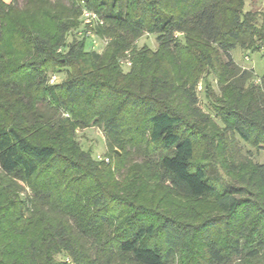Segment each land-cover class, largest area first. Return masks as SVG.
Segmentation results:
<instances>
[{"label":"trees","instance_id":"trees-1","mask_svg":"<svg viewBox=\"0 0 264 264\" xmlns=\"http://www.w3.org/2000/svg\"><path fill=\"white\" fill-rule=\"evenodd\" d=\"M17 1L0 0V264L264 261V161L239 146L264 148V76L231 54L261 50L264 10H244L245 0ZM84 8L103 21L93 28L109 39L101 53L78 34ZM10 29L23 58L14 65L2 51ZM145 33L155 49L136 44ZM91 126L116 170L134 162L122 181L76 139ZM142 180L165 192L144 194Z\"/></svg>","mask_w":264,"mask_h":264},{"label":"rangeland","instance_id":"rangeland-1","mask_svg":"<svg viewBox=\"0 0 264 264\" xmlns=\"http://www.w3.org/2000/svg\"><path fill=\"white\" fill-rule=\"evenodd\" d=\"M9 2L10 0H6ZM17 4L19 6L22 5V1L18 0ZM31 7V6H30ZM36 6L31 7V10H34ZM28 7L23 8L21 11L14 13L13 16H10L9 23L10 25L13 24L15 18L17 17H25L26 11ZM244 10H264V0H245ZM12 28V27H10ZM71 39V38H70ZM91 41V40H90ZM108 42V41H107ZM104 43L102 40L97 39L96 45L91 42L92 48L95 51L101 53L104 49ZM136 44L138 46H141L143 44H147L152 49H155L157 46L155 35H151L148 33L143 34L137 41ZM18 42L15 40L14 34L12 30L10 29L9 32L6 35L5 44L3 45V50L6 54L10 55L6 56V59L8 60V63L10 64H18L23 61V58H20V50L18 48ZM232 57L234 61L240 65V66H251L250 68H253L254 74L256 77L260 78L264 76V53L262 50H245L240 47H235L231 50ZM247 56V59L245 58ZM13 64V65H14ZM128 69V68H126ZM56 81H61L65 76V71L55 73ZM214 85V83H213ZM200 85H198V88ZM200 96V106L207 112L211 113V104L209 99L205 98L203 93H199ZM40 107L43 109V106L40 105ZM217 122L218 120L215 119ZM76 139L79 141V143L87 150H90L92 152V155L96 158V160L99 159V161L104 160L106 164L110 165L111 170L114 172L115 177L118 182L122 181L125 174H127L130 169H132L131 166H133V163L128 166L126 165L124 168H119L116 170L115 163L116 159L113 158V160H108V153L109 147L107 146V140L104 133L97 127L91 126L86 128H79L76 132ZM239 146L241 147L242 153L248 155L251 158V161L261 163L264 161V148H252L243 142L239 141ZM210 147H208L209 149ZM200 146L197 145V159H199L203 153L200 151ZM205 154V153H204ZM216 161L222 159L216 152L213 157ZM216 161H210L212 164V171H216L218 176L224 180L228 178L226 174L224 173L223 166H220L219 164L216 165ZM134 170V169H132ZM131 170V171H132ZM142 182L141 186L138 184V187L143 190L144 194H147V192L153 188L156 190L158 195L161 193L163 194L165 190L163 188H160L158 186H155L152 182H144V180L140 181ZM136 186V182H135ZM158 188V189H157ZM139 189V188H138ZM151 193V192H149ZM150 197V196H149ZM245 198L248 197L244 196ZM250 197V196H249ZM153 203V202H152ZM59 257V256H58ZM257 264H264V261L258 260Z\"/></svg>","mask_w":264,"mask_h":264},{"label":"built area","instance_id":"built-area-1","mask_svg":"<svg viewBox=\"0 0 264 264\" xmlns=\"http://www.w3.org/2000/svg\"><path fill=\"white\" fill-rule=\"evenodd\" d=\"M81 23L84 28L78 31L79 35H85L95 45L97 39L102 40L103 42L105 41L104 45L107 44V41L109 39L106 37L102 38L97 36V34L93 30L95 26L103 24V21L95 13L84 8L82 10ZM261 50L264 53V45L261 47ZM245 58L247 59V57ZM120 64L125 68H129L131 66L132 62H131L129 50L125 51L124 56L120 59ZM55 81H56V76L52 75L50 77V83H54Z\"/></svg>","mask_w":264,"mask_h":264},{"label":"crops","instance_id":"crops-1","mask_svg":"<svg viewBox=\"0 0 264 264\" xmlns=\"http://www.w3.org/2000/svg\"><path fill=\"white\" fill-rule=\"evenodd\" d=\"M245 57H247V56H245ZM244 67H246V68H250L251 66H249V67H247V66H244Z\"/></svg>","mask_w":264,"mask_h":264}]
</instances>
